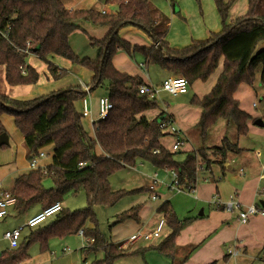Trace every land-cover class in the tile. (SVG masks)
<instances>
[{
	"label": "trees",
	"instance_id": "16d2710c",
	"mask_svg": "<svg viewBox=\"0 0 264 264\" xmlns=\"http://www.w3.org/2000/svg\"><path fill=\"white\" fill-rule=\"evenodd\" d=\"M113 13L92 8L66 9L60 0H0V65L4 66V78L8 85L34 84L38 72L26 62L32 53L46 64L53 80L67 74L48 59L56 55L73 64L81 65L92 75L86 86L92 91L106 87L112 108L108 115L93 123L92 133L82 122L75 104L82 98L81 86L67 87L60 94L41 95L19 100L0 93V115L12 116L13 124L23 136L28 148L27 160L46 145H51V160L42 169H29L20 173L11 189L15 197L17 216L34 207L43 209L62 200L69 190H83L86 205L78 209L67 207L49 221L30 230L25 241L16 248L0 252V264H18L28 258V246L39 244L40 251L47 248L52 237L62 238L82 231V236L92 241L83 246L84 253L101 251L103 257L89 264H113L115 259L153 249L169 258L171 264L176 252L175 237L192 218L179 219L168 201H163L156 211L165 219L170 232L157 244L137 248L128 252L119 244L107 241L97 229L94 208L109 206L126 192L112 190L109 176L117 169L133 166L140 159L156 168L170 170L181 190H191L200 168L207 170L212 163L223 164L227 152L238 153L237 144L222 139L220 147L198 148L183 154L165 149L159 138L165 133L160 124L167 118L158 115L146 120L137 115L157 107L155 98L141 94L138 87L143 81L117 70L112 64V55L118 49L128 54L140 53L146 64H154L184 77L188 84L199 79L204 81L215 70L223 57L222 70L211 90L202 98L192 96L191 103L201 107L198 125L203 137L207 129L218 119H231L238 136L247 134L250 116L241 110L233 94L241 83L252 85L255 69L260 66L259 81L264 84V48L256 50L264 41V0H247L246 12L233 21H227L228 9L233 0H213L220 17L221 29L204 40L173 48L165 40L168 18L149 0H116ZM90 21L105 26L107 32L102 39H90L97 48L94 59L79 57L71 49L68 38L79 25L78 21ZM133 26L143 31L152 41L149 47L131 46L121 39L116 29ZM108 46L103 61V49ZM5 128L0 120V133ZM5 144L0 145L4 147ZM155 150H158L155 152ZM84 165L79 167L78 163ZM48 177L51 187H45ZM136 191H147L145 187ZM141 204H136L119 213L115 220L139 221ZM91 224L87 228L86 224Z\"/></svg>",
	"mask_w": 264,
	"mask_h": 264
},
{
	"label": "crops",
	"instance_id": "0c3cea01",
	"mask_svg": "<svg viewBox=\"0 0 264 264\" xmlns=\"http://www.w3.org/2000/svg\"><path fill=\"white\" fill-rule=\"evenodd\" d=\"M60 1L64 8L75 9L73 4H66L65 0ZM109 1L111 2V0ZM149 1L158 9V11L168 18V28L165 40L168 42L170 47L181 48L190 44L192 41L207 39L213 33H218L221 29L220 17L216 11L213 0ZM111 4L114 6L111 10L105 9L104 6L101 8H87L113 13L117 9V3L111 2ZM246 10L247 0H233L228 9L227 21L229 22L235 20L237 17L243 15ZM81 23L82 22L79 20L78 25L82 28ZM98 26L103 27L104 34L102 37H98V35L97 37L88 36L89 45L90 39H102L107 32V28L105 26ZM73 32L68 38L70 47L72 46L71 37ZM117 34L121 39L126 40L131 46L137 45L149 47L152 45L150 38L143 31L133 26L122 27L118 29ZM92 48V55H88L87 57L94 59L97 55V48ZM261 48H264V41H260L256 46V50ZM74 50L75 51L73 52L79 57L86 56L79 54H88L87 52L81 53L75 48ZM129 55L132 57L134 53ZM29 56L34 58L29 59ZM140 56L141 61L137 63L139 69L141 70H139V72L128 73L118 65L116 66L114 59L112 64L121 72L139 77L143 81V84L147 86L153 85V83H151L148 79L147 66L150 64L145 63L142 54H140ZM58 57L59 56L56 55H49L48 59L58 67L66 69L67 73L73 69L74 71L80 70V66L71 64V62L62 57L61 58L63 60H60ZM37 58L38 57L32 53H29L26 56V62L38 72V80L34 84L8 85L4 78V66L0 65V93L14 99L27 100L41 95H47L51 92H56L70 86H81L82 84H87L91 78L92 73L88 71V76L85 82H71L70 79L64 76V78L62 77L58 80H53L46 69V64L40 59L39 61ZM34 59L39 61V63L36 64ZM222 64L223 57H220L217 67L208 76V78L204 81L199 79L193 81L188 85L187 91H190L192 96L202 98L216 83V80L222 70ZM260 69V66L255 69L257 80L260 76ZM161 70L163 71L162 81L167 77L174 76L169 71L164 69ZM252 90L256 92V87L249 86L246 83H241L238 85L233 94L234 99L238 101L239 108L250 116L247 120V134L242 137L238 136L237 128L234 122L231 119L226 118H218L207 129L205 135L202 137L200 127L197 123L200 117L201 107L199 105L192 104L189 98L184 99V102L170 104L169 102H163V100L159 99V96H155L157 107L137 115V118L143 116L146 120H152L158 115H163L164 118H167V120L175 124L178 131L175 134H170L165 131V133L159 138V143L165 149L175 152L170 149L171 145L176 140L182 141V145L176 150L182 157L184 153L194 149L220 147L222 139L224 138L230 143L237 144L238 147L242 149L238 153L227 152L221 166L216 163H212L210 168L207 170L200 168L194 187L189 191L187 190L186 193H190V195H192L191 197L193 198L194 205L200 207L201 209L199 213H192L190 212L191 208L187 209V214L189 215L184 218H192V220L189 221L175 237L176 252L173 258V262L175 263L264 264V215L250 216L245 223H241L238 220L235 211L223 210L221 206L213 203L214 198H220L222 201H226L231 196H234L241 207L254 204L256 207L262 208L259 202L264 200V121L258 113L245 107L242 103V95L249 93ZM104 95H106V93ZM187 100L189 101L187 102ZM251 106L255 108L257 106V102L253 101ZM257 122H261L262 125ZM6 135L9 143L11 137L8 133H6ZM18 143L22 150L19 152V156L16 152H12V154H10V158L8 155L0 158V186H2L3 174L10 173V180L12 181L10 190L13 187L15 178L20 173L29 170L28 168H25L24 170V165H22L21 161L22 159L27 160L28 153V148L24 142L23 136H20ZM256 152H258V155H256ZM138 161L141 163L146 162L140 159H138ZM45 162L46 164L41 165H47L50 163L49 161ZM150 166L154 169V174L150 177L151 181L149 186L145 187L147 188V191L145 192L150 195V198H152V196L156 198L158 195L154 192L155 186L159 183L166 182L168 187V184L171 183L174 175L170 170L156 168L151 164ZM158 171L170 173V179L165 182H162L163 180L159 181L157 179ZM165 200L170 204L168 199ZM165 200H162L153 206L151 209V213H154L153 216L157 213L159 214L160 219L161 213L157 212L156 209L160 203ZM139 204L143 205V203ZM170 207L172 209L171 204ZM39 210L40 209L38 207H34L21 216L27 215V217H29ZM140 210L138 212L139 221L137 222V226L139 225V227H137L132 234L137 232L140 234H146L150 232L146 231V229L142 227L144 219ZM11 216L19 217L16 215L13 207L9 209V215L6 218ZM197 216L200 218L196 219ZM6 218L1 220V222L5 221ZM86 227H91V224L88 223ZM11 228L13 227L8 228L6 226H2L0 230L5 231ZM169 232L170 231L165 232V236ZM128 236L130 235H127L125 238ZM137 239H140V237ZM119 243L120 242H117V244ZM126 243L127 241L124 240L119 245L125 247ZM82 248L83 246L79 248L81 262L86 264L87 260L81 254ZM125 248L127 249V247ZM65 249L66 248L62 250L64 251ZM187 254L189 255L187 256ZM42 255L43 254L41 253H36L32 258V260H34L33 264H35V262L36 264H45V262H43L40 258ZM166 259L170 260L167 257ZM26 261H21L19 264H27ZM171 262L172 261L170 260V264Z\"/></svg>",
	"mask_w": 264,
	"mask_h": 264
},
{
	"label": "rangeland",
	"instance_id": "374dc122",
	"mask_svg": "<svg viewBox=\"0 0 264 264\" xmlns=\"http://www.w3.org/2000/svg\"><path fill=\"white\" fill-rule=\"evenodd\" d=\"M65 1L66 4L68 3L73 4L75 9H87V7L101 8L102 6H104L105 9L111 10L114 7L113 4H111V2L117 3L116 0H111V2L109 0H65ZM80 21L82 22L81 23L82 28L78 27L76 30H74L73 35L71 37L72 39L71 47L73 51H75L74 50L75 48L77 51H80L81 53H85V52L88 53V54H79V55H86V56L92 55L91 53L93 48L88 44V36L97 37L98 35V37H102L104 34L103 27L95 25L90 21H84V20H80ZM32 58L34 57L29 56V59ZM58 59L61 60L62 58L58 57ZM111 59L112 61L114 59L116 66L118 65L122 69L126 70L128 73L139 72L140 70L137 63L141 61V56L137 52L134 53V55L131 57L123 49H118L113 53ZM39 61L35 60L34 62L38 64ZM75 65L80 66L81 67L80 70L74 71L73 69L69 71V73H67L64 77L70 79L71 82H78V81L85 82L89 70H87L85 67H82L81 65L78 64ZM147 68H148V79L151 83H153L152 86L154 85L156 86L162 81L161 79H162L163 71L154 64L148 65ZM105 86H100L96 88L94 91L89 92L88 96L90 99V107L92 110V114H94L95 112L94 109H95L96 98L106 93ZM249 86L256 87V92L252 90L249 93L243 94L242 103L245 107L258 113L263 118L264 121V84H262L259 81V79L257 80L256 74H254V80L252 82V85ZM156 96H159V99L163 100V102H169L170 104H173L176 102H184V99H188V98L191 100L192 93H190V91H187L186 93L183 94L174 95L163 91H159L156 94ZM188 101L189 100H187V102ZM253 101L257 102V106L255 108L251 106ZM75 106L76 108L79 109L78 103H76ZM0 120L5 128V133H8L11 137V140H9L8 144H6L4 147H0V158L6 155H8L10 158V154H12V152H16L17 155L19 156L20 155L19 152L22 151L18 143L21 134L15 129L12 116L7 113H2L0 116ZM82 122L86 127L87 131L92 133L91 126L88 120L86 118H82ZM41 151L45 153V157L39 159L38 163L46 164L45 161L50 162L51 152H52L51 145L48 144L44 146ZM21 161H22V165H24L23 167L24 170L25 168L29 169L28 161L23 159ZM153 172L154 169L150 166V163L148 162L141 163L140 161L136 160L133 166L121 167L115 170L109 176L110 188L113 190H122L126 193L122 195V197L112 205L109 206L97 205L94 208L97 229L100 231V233H102V235L107 241L113 242L115 244H117V242H120L119 244H121V242H123L126 239L125 237L127 235H132L133 231L137 227H139V225L137 226V222L133 220H125L123 222H116L115 220L116 216L119 213L128 209L130 206L139 203H143V205L141 204L142 206L140 208L141 209L140 211L142 212V217L144 219V224L142 227L146 229V231H151L156 226V223L159 219V214L155 213V216H153L154 213H151V209L156 203H159L162 200L168 199L170 201L172 210L174 211V213L178 218H184L187 215H189L187 214L188 213L187 209L190 208H191L190 212L199 213L201 208L194 205L193 198L191 197L192 195H190V193L189 194L186 193L187 192L186 189L177 190L173 186H171V188L167 187V183L165 181L170 179L171 177L170 173H165L163 171L157 172L158 174L157 179L159 181L163 180L162 182L165 183H159L157 186H155L154 192L158 195L156 198L154 199L150 198V195L144 191L143 192L136 191L139 188L149 186L151 181L150 177L153 176L154 174ZM2 179L3 182L0 188L5 190H10V185L12 183V181L10 180V173L3 174ZM43 184L45 187H51L52 181L50 178L46 177L43 180ZM61 202L63 207H67L69 209H78L86 205L84 192L80 188L76 191L73 190L67 191L65 194H63ZM197 218L200 217L197 216L196 219ZM26 219H27V215L19 216V217H12V216L8 217L6 218L5 221L0 223V229L2 226H6L10 228L14 226L16 227L19 225H23ZM49 220L51 219L49 218L47 221ZM33 229L34 228L29 229L27 226L23 227L21 236L18 240V245L25 241V237L29 234L30 230ZM3 231L4 230H0V252L14 249L9 247L7 240L3 237ZM167 231H170V228L167 226L165 222L161 231L159 232L158 237H153L150 239H144L143 237H140V239H136L134 242H127L125 244V247H127V249L122 246L120 247L130 252L137 248L146 247L151 244L154 245L155 243L161 241L165 237V232ZM85 245H86V238L83 237L80 233L68 235L62 238L52 237L48 239L47 248L42 252L39 249V244L34 241L28 246V258L23 261L27 260L26 261L27 264H33L34 260H32V258L34 257V255L36 253H41L43 255L40 258L43 262H45V264H84L81 262V255L79 248ZM64 248L66 249L63 251L62 249ZM81 254L87 260L86 264H89L91 261L95 259H101L103 257L101 251L88 252V253H84L81 251ZM188 255L189 254H187V256ZM113 264H170V260L166 259L164 255L158 253L157 251L150 249L144 252H139V253L119 257L115 259Z\"/></svg>",
	"mask_w": 264,
	"mask_h": 264
},
{
	"label": "built area",
	"instance_id": "2783aa9c",
	"mask_svg": "<svg viewBox=\"0 0 264 264\" xmlns=\"http://www.w3.org/2000/svg\"><path fill=\"white\" fill-rule=\"evenodd\" d=\"M188 85L189 84L184 77L170 76L165 78L158 86H147L145 84H142L138 87V91L141 94H146L149 99H153L159 91H165L170 94L184 93L187 91ZM81 87L84 91V95L78 101L79 114L81 118H86L88 120L92 131L93 123L104 119L112 108V104L107 95L98 96L95 100V112L94 114H92V110L90 107V99L88 96L90 92L89 88L86 86V84H82ZM160 129L162 132L167 131L170 134H175L178 131L176 125L170 122L169 120H166V122L161 123ZM181 145L182 141L176 140L171 145L170 149L177 150ZM157 151L158 150H155V152ZM256 155H258V152H256ZM43 157H45V153L41 150L37 154L32 155L28 160L29 169H37L38 167H40L42 169L43 174L46 175L47 170L45 169V165H41L40 163H38V160ZM83 165V162L78 163L79 167ZM171 186L175 187L177 190H181L177 186L175 177L173 178L171 183L168 184L169 188H171ZM152 198H154V196H152ZM15 202V197L12 194L11 190H5L0 188V222L9 215V209L15 207ZM213 203L218 206H221L223 210L235 211L236 216L241 223H245L250 216L264 215V209L261 207L258 208L254 204H249L245 207H241L234 196H231L226 201H222L220 198H214ZM61 208L62 203L60 201L54 202L51 205L40 209L36 213L27 217L23 225H19L11 229L5 230L3 232V237L7 240L9 247L15 248L18 245V240L21 236V232L24 226H27L29 229L36 228L47 222L49 218L52 219L61 210ZM164 223L165 219L163 216H161L152 231L146 234H140L139 232H137L128 236L125 240L127 242H134L139 237H143L144 239L158 237L159 232L161 231ZM78 233L82 234V231L79 230ZM91 241L92 240L90 238H86V243H89Z\"/></svg>",
	"mask_w": 264,
	"mask_h": 264
},
{
	"label": "water",
	"instance_id": "95a60500",
	"mask_svg": "<svg viewBox=\"0 0 264 264\" xmlns=\"http://www.w3.org/2000/svg\"><path fill=\"white\" fill-rule=\"evenodd\" d=\"M116 31H118V29H116L115 32H116ZM107 46H108V42H106L105 47H104V49H103L102 57H101V59H100L101 62H102L103 59H104V56H105V53H106ZM66 90H67L66 88H65V89H62V90H58V91L54 92L52 95H56V94L63 93V92L66 91ZM257 123L261 124V122H257ZM261 125H262V124H261ZM2 144H5V145L8 144L7 135H6L5 132H1V133H0V145H2ZM259 203H260V205L262 206V208L264 209V200L260 201Z\"/></svg>",
	"mask_w": 264,
	"mask_h": 264
}]
</instances>
